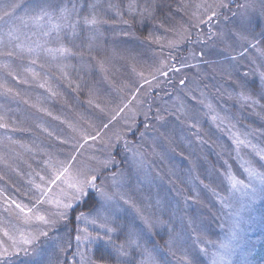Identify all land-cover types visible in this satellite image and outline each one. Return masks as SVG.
Masks as SVG:
<instances>
[{
  "label": "rangeland",
  "instance_id": "374dc122",
  "mask_svg": "<svg viewBox=\"0 0 264 264\" xmlns=\"http://www.w3.org/2000/svg\"><path fill=\"white\" fill-rule=\"evenodd\" d=\"M26 1L0 0V8L9 13L11 4H21L13 16L0 12V66L12 73L2 53L18 49L27 85L21 89L19 80L14 81L13 94L21 107L10 130L0 131V229L9 234L0 230V251L9 252L0 260L8 264L25 257L30 259L27 264H62L70 244L59 229L64 218L56 215L62 210L56 201L67 203L73 192L66 180L95 167L99 174L109 170L96 181L103 193L94 188L96 208L80 210L81 237L124 229L127 250L135 251L141 261L147 248L156 264H232L242 240L243 217L263 187L253 181L249 188L236 190L227 175L249 184L248 163L264 171V159L256 155L264 149L258 76L264 71V55L257 50H264V0H232L230 9L222 10L211 24H198L193 17L203 11L195 7L201 0H174L166 15L154 9L143 17L139 8L130 12L128 5H151L153 0ZM42 4L57 11L75 5L72 19L80 21L75 33L63 29L59 38L56 32L43 35L49 25L27 19ZM243 4L253 7H238ZM93 14L99 23L85 26L83 18ZM12 29L16 39L8 35ZM211 32L224 35L209 39ZM236 32L255 37L256 47L249 48ZM37 45H63L71 54H48ZM28 46L35 51L27 52ZM91 67L98 73L96 82L84 101H71L67 87L75 88L73 79L89 75ZM0 79L5 80L2 72ZM241 93L252 94L259 103L243 100ZM138 118L144 119L141 130L130 137ZM117 134L122 136L119 141ZM235 136L246 138L255 149L237 147ZM109 159V166L101 167L100 162ZM64 168L65 177L50 183ZM37 184L48 193L41 203ZM16 204L25 206V212ZM36 214L53 223L35 219ZM130 232L140 247L127 245ZM21 233L38 237L30 245H19L27 253L15 250L9 239L19 241ZM73 249V258L79 256L82 248L75 244Z\"/></svg>",
  "mask_w": 264,
  "mask_h": 264
},
{
  "label": "snow or ice",
  "instance_id": "6c2138e0",
  "mask_svg": "<svg viewBox=\"0 0 264 264\" xmlns=\"http://www.w3.org/2000/svg\"><path fill=\"white\" fill-rule=\"evenodd\" d=\"M231 3H232V0H201L200 3L195 5V7L198 12L201 9L203 11L199 12V15H197V13L194 12L193 17L196 19L198 24H204V23L211 24L215 18L220 16L222 10L230 9ZM19 6L20 5L18 4L10 5L12 9H16ZM90 7H93V6L90 5ZM154 7H155V0H153V4L151 5L146 4L145 6H138L135 3H130L128 5L130 12H136L137 9L139 8V12L142 17L145 14H147L148 16H151L154 11ZM238 7L242 9H247V8H252L253 5L243 4V5H238ZM75 11H76L75 5H73L72 8H69L67 5H64L60 7L59 10L57 11L56 9L50 10V6L47 4H42V5H38V10L33 15L27 17V19L31 20L34 24L39 25L41 27H43L45 24L49 25L48 29L44 31L43 35L48 36L51 32H56L57 38H59V34L63 29H71L72 32L75 33L77 26L80 22L79 20L72 19L73 13ZM8 15H10V13L7 11L3 13V16H8ZM231 15L236 16L237 13L232 12ZM225 19H228V17L225 16ZM21 22L22 23L25 22L23 18L21 19ZM83 23L87 27H93L99 23V20L97 19L96 15L93 14L90 17L85 16L83 18ZM15 30L16 29H12L8 32V35L12 37L13 39H16V37L13 36V32ZM185 31L187 30L185 29ZM217 35L223 37L224 33L211 32L209 39ZM234 35L237 36L238 39L245 41L249 48L256 47L258 43L255 37L249 38V36L245 34L244 32H236L234 33ZM260 35L264 37V27H261ZM188 38L190 37H185L181 35V39H188ZM174 44L175 42H170L169 46L172 47L174 46ZM16 47L24 49L25 45L17 44ZM36 47L43 48V51H45L48 54H52V53H60L61 55L71 54V50L69 48L64 47L63 45L55 49L44 48L42 45H37ZM257 50L261 52V55H264V50H261V49H257ZM26 51L29 53H33L35 49L31 46H28L26 47ZM244 51L246 52L247 48H245ZM200 54L203 55V53H200ZM9 55H11V53H9ZM239 55L241 56L244 55V52L239 53ZM232 59H235V57H232ZM35 62H36L35 60L32 61V63H35ZM176 70L178 71V69ZM245 75H247V73ZM258 76H259L260 88H261V93L259 95L262 99H264V71L258 72ZM180 83L184 84V81L181 80ZM241 98L245 101H251L253 105L259 103V101L254 99L252 94L250 93L249 94L241 93ZM2 119L3 118L0 117V120ZM0 127H6V125L3 123H0ZM105 127H107V125H105ZM120 139H122V136L117 134L116 140L119 141ZM233 142L234 144L237 145V147L244 146V147H252L253 149H255V146L251 145V142L248 141L246 138L241 139L239 136H235ZM256 155L259 156L261 159H264V149L256 151ZM73 159H75V157H73ZM111 162L112 161L110 159L102 161L100 162L101 167L107 168ZM67 171L68 169L64 168L63 172L54 174V178H52L49 182L55 184L57 180H61L63 177H65V174L67 173ZM99 172H100V168L85 167L84 169H81L77 173L78 178L74 179L73 181H67V180L65 181L66 183H68V187L73 189V192L71 196L68 198L67 203L61 204L59 200L56 201L57 206L62 209L61 211L56 213L57 216H59L60 218H66L67 210L71 209L73 206L72 201L80 200L82 197L88 195V192L86 191V189L95 188L97 192H101V194L103 195L102 190L97 188L96 186V181L100 178ZM245 172L247 173V176L249 178V184H244L243 181L236 179L230 173L227 175V179L229 180L233 189L239 190L242 188H245V189L249 188L253 181L258 182L261 186H264V171L257 170L250 163H248L247 166L245 167ZM41 179L43 180L44 178L41 177ZM35 188L37 192L39 193L37 197V203H41L43 199L47 197L48 195L47 190L39 184L35 185ZM253 191H255V189H253ZM16 207L20 210L21 213L25 212V206L16 204ZM27 211L32 212L33 209H28ZM82 217H83V214L78 216L77 219H81ZM26 218H29V217L26 216ZM35 219L45 224L53 223V221H50L46 219L44 216L39 215V214L35 215ZM91 222L94 224L96 223L95 220ZM145 223L149 224L150 226V222L148 221L147 218H145ZM100 227L102 229L106 228V224H101ZM0 230H3V229H0ZM3 231L6 236L9 235L7 230H3ZM111 231H113L111 228H107L108 233H110ZM40 235L46 236L47 233L41 232ZM37 238L38 237L33 236L31 234L25 236L23 233H21L20 239L19 241H17L14 237L9 236V239L13 241L12 247L17 251L23 250L26 253L28 249L27 248L20 249L19 245H30ZM76 239L77 241H80L81 239H87L89 241H92V240L103 239V238L100 236L93 237V236L85 235L81 237L78 235ZM127 245L128 246L136 245L140 247V245L137 242V239L135 238V233H132V232L129 233ZM117 251L120 253V255H127L124 244H121L119 248L117 249ZM7 255H9L8 249H3V251H0V257L7 256ZM144 255H145V259L144 261H142V264H156L154 256L152 255L151 251H149L147 248H144ZM81 261H82V264H107L106 254L104 251H100L99 257H93V256L86 257L83 254H81Z\"/></svg>",
  "mask_w": 264,
  "mask_h": 264
},
{
  "label": "trees",
  "instance_id": "16d2710c",
  "mask_svg": "<svg viewBox=\"0 0 264 264\" xmlns=\"http://www.w3.org/2000/svg\"><path fill=\"white\" fill-rule=\"evenodd\" d=\"M28 1H30V4L37 2V0H27L26 2L28 3ZM170 3L174 4V0H159V3H157V5L154 7L156 14L166 15L169 13V10L172 7ZM20 6L16 9L11 8L12 11L10 15H15V12L19 10ZM26 7H29V4L23 8ZM3 8L4 7L0 8V12L4 13ZM147 26L148 24L144 25L143 29H146ZM262 38L263 40L261 43L264 46V37ZM9 53H11V55H9ZM19 54L20 52L16 48L14 51L8 48V50H5L4 53H2L3 58H7L6 61H8L6 63L9 66L6 67L10 68L12 73H10L8 69L0 66V72H2L5 76L4 82L0 79V117L3 118L0 120V123L6 124V127H0V131L2 129L10 130L7 128H10V126L17 121L15 119H17L16 117H18V115L15 116V113L19 106L21 107V104H18L19 99H17V97L13 94L15 92L13 89L14 81L17 79L19 80L18 83L21 89L27 87V85L22 82V76L26 72V69L24 67V60ZM97 74L98 73L95 72L94 68L92 67L89 75L87 74L86 76L79 74L80 77L73 79L74 84L76 85L77 83L76 87H67L69 93L67 94L68 98L73 102H75V97L81 101H84L90 86L96 82ZM143 120L144 119L142 118L137 119L136 130L134 133L129 135L130 137H134L138 132H140ZM108 170L109 169L103 170L99 174V177L101 178L103 175L107 174ZM203 175L204 177L206 176L205 173H203ZM94 193L95 189L91 188L89 191L90 195L87 198L80 200L81 202L78 201L75 203L72 208L68 210L66 218H64L63 222L60 224V232L64 236V240L67 238L66 240H68L70 244L68 250L64 254V260L62 264H82L81 254L86 257H99L100 251L105 252L107 264H142L141 259L137 256L135 251L127 250L128 247H126L125 244L126 234L124 229H121L112 235L104 236V234H100V237L103 239L92 241L81 239L80 241H77L76 237L78 235L81 236L83 233L80 227H78L79 219H77V217L82 211L84 213H89L96 208L98 200L96 194L94 195ZM249 206L250 207L246 210L247 214L245 213L246 215H244L245 217H243V223L241 224L242 240L241 243L238 244V246H240L239 252L232 261V264H264V186L259 190L257 196L254 197ZM80 210L82 211L80 212ZM95 235L96 233H91V235L89 233V236L95 237ZM75 244H77L79 248H82V250L80 251L79 256L76 255V257L73 258L75 253L73 248ZM121 244L125 245V251L127 252V255H120V253L117 251ZM18 260L20 261L18 262ZM26 261L30 262V259L25 257L24 259L16 258L15 260H9L8 264H27ZM0 264L7 263L3 259L0 260Z\"/></svg>",
  "mask_w": 264,
  "mask_h": 264
}]
</instances>
